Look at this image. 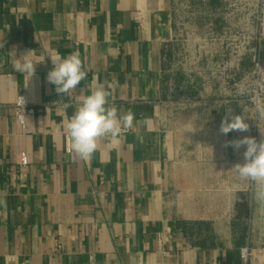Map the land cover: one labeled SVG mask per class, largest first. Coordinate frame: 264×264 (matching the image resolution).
<instances>
[{
	"label": "crops",
	"instance_id": "crops-1",
	"mask_svg": "<svg viewBox=\"0 0 264 264\" xmlns=\"http://www.w3.org/2000/svg\"><path fill=\"white\" fill-rule=\"evenodd\" d=\"M175 37V0H0V264H264L260 185L232 169L244 149L198 143L190 156L170 125ZM77 51L87 78L57 94L51 57ZM26 54L31 78L13 67ZM98 84L135 119L82 160L65 127ZM20 95L36 110L25 133Z\"/></svg>",
	"mask_w": 264,
	"mask_h": 264
},
{
	"label": "rangeland",
	"instance_id": "rangeland-1",
	"mask_svg": "<svg viewBox=\"0 0 264 264\" xmlns=\"http://www.w3.org/2000/svg\"><path fill=\"white\" fill-rule=\"evenodd\" d=\"M248 2L175 0L176 37L165 57L166 101L170 125L182 129L190 156L199 154L198 143L246 136L221 134L228 110L244 116L253 137L264 139V24L260 9Z\"/></svg>",
	"mask_w": 264,
	"mask_h": 264
},
{
	"label": "clouds",
	"instance_id": "clouds-1",
	"mask_svg": "<svg viewBox=\"0 0 264 264\" xmlns=\"http://www.w3.org/2000/svg\"><path fill=\"white\" fill-rule=\"evenodd\" d=\"M2 46V45H0ZM14 59L13 67L19 73L31 78L37 64L27 59ZM53 68L47 74L49 83L55 86L60 95H68L77 85L87 78L79 52H73L67 57L52 58ZM110 92L103 84H98L82 95L78 106L66 124L65 134L70 142V151L76 158L89 160L98 147L100 138L116 140L132 129L135 119L131 111L121 112L115 105L109 104ZM65 107H68L65 104ZM219 131L227 136L231 132L245 133L249 124L242 115H234L231 110L225 112ZM225 147L235 150L244 149L243 162L236 163L232 169L243 179L259 184L260 188L254 194L257 201L264 202V139L258 141L255 137L243 136L240 139L226 141Z\"/></svg>",
	"mask_w": 264,
	"mask_h": 264
},
{
	"label": "built area",
	"instance_id": "built-area-1",
	"mask_svg": "<svg viewBox=\"0 0 264 264\" xmlns=\"http://www.w3.org/2000/svg\"><path fill=\"white\" fill-rule=\"evenodd\" d=\"M256 3L253 5L252 0L248 2L249 6L256 9H260L262 24H264V0H255ZM264 32H262L263 34ZM264 35V34H263ZM36 110L31 106L23 95L18 96L14 103V117L15 122L22 132H28V123L30 118L35 116ZM0 117H1V106H0ZM242 257L247 260L249 257V249L243 248Z\"/></svg>",
	"mask_w": 264,
	"mask_h": 264
}]
</instances>
